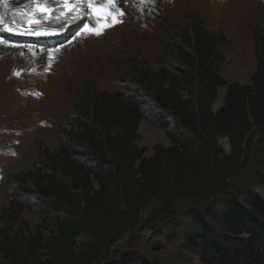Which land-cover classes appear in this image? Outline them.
Segmentation results:
<instances>
[{"label": "trees", "instance_id": "1", "mask_svg": "<svg viewBox=\"0 0 264 264\" xmlns=\"http://www.w3.org/2000/svg\"><path fill=\"white\" fill-rule=\"evenodd\" d=\"M226 42L223 31L193 18L164 44L169 60L160 69L132 60L121 70L125 90L109 94L93 84L77 90L76 113L61 128L58 149L40 148L41 165L14 175L10 205L0 212V264H96L147 209L144 225L154 230L188 206L196 216L172 242L203 264H264V174L257 183L236 184L248 163L264 168V33L255 32L257 68L249 85L223 78ZM131 86L188 135L154 119L171 145L157 144L146 157L147 147L137 145L145 113ZM225 86L224 104L214 112ZM221 138L229 139V154ZM34 196L56 215L49 239L43 224L33 231L21 221L27 208L21 199ZM83 236L88 239L79 245ZM118 264L162 262L149 249L143 259L134 253Z\"/></svg>", "mask_w": 264, "mask_h": 264}, {"label": "rangeland", "instance_id": "2", "mask_svg": "<svg viewBox=\"0 0 264 264\" xmlns=\"http://www.w3.org/2000/svg\"><path fill=\"white\" fill-rule=\"evenodd\" d=\"M70 4L73 10L66 12L64 0H0V212L10 205L14 175L34 172L41 165L40 148L58 149L61 128L76 113L73 94L84 84L109 94L125 90L121 70L132 60H145L152 70L164 66L169 60L164 44L176 28L193 18L209 31L227 36L221 47L227 58L222 66L226 77L246 72L249 53L255 50L253 36L257 30L264 33V0H115L114 4L94 0L97 12L86 0H70ZM42 7L50 11L42 12ZM84 23L92 31L77 35ZM220 89L216 107L222 105L226 92V87ZM131 90L140 92L138 86ZM135 97L145 113L137 145L147 147L146 157L157 144L171 145L154 119L173 133L186 134L171 114L160 112L139 94ZM219 143L229 154V139L221 138ZM263 174L264 168L248 163L237 187L257 183ZM234 186L230 185L229 193ZM35 198L21 199L27 202L21 221H28L33 231L43 224L49 239L56 215ZM192 208H183L178 219L154 230L144 225L147 209L117 249L106 252L96 264H118L134 253L143 259L149 249L162 264H203L198 254L172 242L194 220L196 215L188 212ZM21 221L14 232L21 229ZM87 239L81 237L78 244Z\"/></svg>", "mask_w": 264, "mask_h": 264}, {"label": "crops", "instance_id": "3", "mask_svg": "<svg viewBox=\"0 0 264 264\" xmlns=\"http://www.w3.org/2000/svg\"><path fill=\"white\" fill-rule=\"evenodd\" d=\"M253 41H254V48H255V35L253 36ZM227 59V58H226ZM248 60V65H247V68H246V72L245 73H236L235 76H228L226 77L224 74L222 75L223 78L229 83H239L241 85H249L252 83V78H253V75L256 71V68H257V58H256V50H254V54L252 55V51H250L249 53V59ZM244 61V60H243ZM242 61V62H243ZM223 68V67H222ZM160 69V68H159ZM158 70V69H157ZM156 71V70H155ZM226 87V86H225ZM221 89H219L220 91ZM227 91V87L225 89ZM225 95H226V92H225ZM225 95H224V98H225ZM218 98H219V94H218ZM224 98H223V103L222 105L218 106H214L213 105V110L214 112H217L224 104ZM218 101V100H217ZM216 101V102H217ZM140 134V133H139ZM154 153V152H153ZM153 155V154H152ZM151 155V156H152ZM149 156V157H151ZM148 157V158H149Z\"/></svg>", "mask_w": 264, "mask_h": 264}, {"label": "snow or ice", "instance_id": "4", "mask_svg": "<svg viewBox=\"0 0 264 264\" xmlns=\"http://www.w3.org/2000/svg\"><path fill=\"white\" fill-rule=\"evenodd\" d=\"M86 2H87L88 7L92 10V12H97L98 11V9L93 6L94 5V0H86ZM107 3L108 4H114L115 0H107ZM64 4H65V11L66 12H71L73 10L74 5L70 4V0H64ZM39 10L42 11V12H45V13L50 11L48 8H43V7L40 8ZM108 14H111V13H108ZM122 14L123 13H121V15ZM114 22L118 23L120 21H116L114 19ZM108 26L109 25H105V27H108ZM86 31H92V29L90 28L89 24L84 23L83 26L80 28L79 32H77V35H79L80 32H86ZM99 34H100V32L96 31V35H99Z\"/></svg>", "mask_w": 264, "mask_h": 264}, {"label": "water", "instance_id": "5", "mask_svg": "<svg viewBox=\"0 0 264 264\" xmlns=\"http://www.w3.org/2000/svg\"><path fill=\"white\" fill-rule=\"evenodd\" d=\"M123 241H124V240H123ZM121 242H122V241H121ZM121 242H120V243H121Z\"/></svg>", "mask_w": 264, "mask_h": 264}]
</instances>
